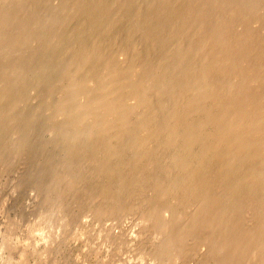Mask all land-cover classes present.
<instances>
[{"label": "bare ground", "instance_id": "bare-ground-1", "mask_svg": "<svg viewBox=\"0 0 264 264\" xmlns=\"http://www.w3.org/2000/svg\"><path fill=\"white\" fill-rule=\"evenodd\" d=\"M49 1H27L32 4L27 14L0 4V151L9 137L15 143L8 142L9 147L15 145L16 152L23 147L28 155L25 145L32 131L43 126L58 151L59 145L68 150L67 157L62 153L64 162L57 163L71 168L84 158L94 166V175L101 174L96 182L92 179L99 193L91 187L94 192L88 191L99 197L101 193L107 204L100 197L102 205L96 207L90 195L95 216L133 209L140 229L134 228L141 231L124 228L121 238L129 244L137 238L140 242L142 231L147 232L140 243L148 242L145 252L158 264H264V0H57L60 17L50 7L54 0ZM50 9L53 17L46 14ZM50 18L60 24L56 33L47 26ZM31 41L43 49L26 50ZM29 71L34 74L30 81ZM32 99L38 103L27 108ZM66 167L65 172L57 169L67 180L75 170L68 173L72 169ZM87 174L68 179L71 184L62 181V193L74 188L77 179L84 184ZM83 184L79 186L87 193ZM110 231L109 242L120 245L119 231ZM46 235L33 240L31 251L54 246L56 239ZM34 260L25 264H43Z\"/></svg>", "mask_w": 264, "mask_h": 264}, {"label": "rangeland", "instance_id": "rangeland-1", "mask_svg": "<svg viewBox=\"0 0 264 264\" xmlns=\"http://www.w3.org/2000/svg\"><path fill=\"white\" fill-rule=\"evenodd\" d=\"M3 1H5V2H3ZM12 1H14V3L12 2ZM23 1V2H22ZM27 1H29V0H27ZM26 0H2V1H0V4H3V5H1V7L3 6L6 10H12V11H14V10H16V9H18V10H23V9H25V10H23V12L25 11V14H27V13H32V4L31 3H29V2H27ZM53 1V0H52ZM52 1H49V3L50 2H52ZM56 1L57 0H54L53 2L55 3H50V7H51V4H52V7H51V9H53V13H54V15H55V17H60L61 16V14H62V11H61V13H60V11H58V10H61V9H58V7L56 6ZM11 4H13V5H11ZM28 3V4H30V6H31V9L27 6V9H26V5L25 4H23V3ZM5 3V4H4ZM6 3H9L10 4V9L9 8H7V5L9 6V4H7L6 5ZM58 4V3H57ZM5 5H6V7H5ZM12 6V7H11ZM24 6H25V8H24ZM58 6H59V4H58ZM57 8V12L55 11V9ZM12 8V9H11ZM29 8V9H28ZM14 9V10H13ZM50 9V11H49V13H46V14H50V16L51 17H53L54 15H53V13H52V10ZM29 10V11H28ZM264 10V3H262L261 4V11H263ZM60 13V16L58 15V14ZM45 15V14H44ZM57 15V16H56ZM26 16V15H25ZM43 18H45V16L43 17ZM57 20L56 19H53V23H52V18H50V23L49 24H47V26H49V28L51 29V30H53V33L55 32H57L58 31V28H59V26H60V24L59 25H57ZM51 24H52V26L53 25H55L54 27H52L51 26ZM43 26V25H42ZM38 28V26L36 27V29ZM40 28V27H39ZM41 29V28H40ZM42 29H44V28H42ZM55 29V30H54ZM57 30V31H56ZM236 31H238V30H236ZM259 31V30H258ZM262 33V32H261ZM30 42V41H29ZM34 41H31V43H32V46H28L29 47V49L26 47V50H28V51H33L32 49L34 48V50L36 51H38L39 50V47H41L40 48V50L41 49H43V46L41 45V44H39L40 42H36L35 41V43H33ZM29 45H31V44H29ZM33 45H36L37 46V48L35 47V46H33ZM39 46V47H38ZM33 47V48H32ZM30 48H32V49H30ZM24 52H26V55L28 56V52L27 51H24ZM40 52V51H39ZM39 52H37V53H39ZM29 53H32V52H29ZM43 54V53H42ZM39 55H41V54H39ZM36 56V55H35ZM1 60H4V59H0V63H1ZM31 73V74H30ZM28 75L30 76V77H28ZM34 76V74H32V72H27V75H26V79L28 80V78L30 79L32 76ZM31 80H32V78H31ZM28 81H30V80H28ZM28 90H29V88H28ZM27 92V91H26ZM30 91H28V93H27V95H31L32 94V91H31V93H29ZM32 100H33V102H32ZM32 100H30V102H28L27 101V103L29 104H31L33 107H31L32 109L36 106V104L38 103V101H36V100H38V99H36V100H34V99H32ZM34 103H35V105H34ZM28 105L27 106V108H29V106H31V105ZM43 112V111H42ZM42 112H40L42 115H44L45 114V111L42 113ZM38 126V125H37ZM40 126V125H39ZM39 126H38V128H39ZM43 126H41L39 129L37 128V131L35 132V134L36 135H34V133H33V131H35L36 130V128H35V130H33L32 131V136H33V138H32V136L30 135V137L29 138H31V139H29L28 141L29 142H27V144L25 145L26 146V148H27V145L29 146V148H30V146H31V148L29 149V148H27L26 149V153L28 154V152H29V156L28 155H26L25 154V151H23L24 150V148L23 147H21L23 150L21 151V150H19L18 152H16V148H15V145H12V147H14V149L12 148V147H9V145L11 146V143L13 144L14 142V140L12 141V140H8V138H6V141H8V142H11V143H8L7 142V144H8V146H6V148H4V149H2V150H4L5 152H6V149H7V154L10 156V158H8L9 156L8 155H4V153H3V155L2 154H0L1 155V158H0V160L1 161H3L2 160V158H5V156L8 158H6V162H8V163H6L5 161L4 162H0V242H2V244L0 243V264H2L3 262H5V259L7 260H9V261H13V258H17L18 259V261L19 262H17V259H16V262L15 261H13V263H12V261L9 263V261H7V263H4V264H25L26 263V261H27V263H31V262H33V260L35 261V262H39L41 259V261H43V264H51L50 262H53V264H57V262L56 261H58V264H96L97 262V264H134V261H135V264H147L148 262V264H152L154 261L156 262V260L154 259V258H152V257H150V253H147V252H145L146 250H148V249H150L149 247H148V245H146L147 243L146 242H143L142 244L140 243L141 241H144V237H145V234L147 235L148 233L147 232H144V231H142V234H141V236H142V239H141V241L139 242L138 241V238L136 239V241H134L135 243H131V244H135V247H134V245L133 246H131V244H129V241H124L123 242V239H125V238H123V237H125L124 235L126 234V233H123L125 230H124V228L126 229V232H127V230L128 229H130V231H131V226H133V228L135 227V228H139V225H138V218L137 217H135V214H134V211H133V213H131L132 212V210L130 211V212H127L128 210L126 209L125 210V213L126 214H128V215H125V213H124V211H120V213H121V215L120 214H118L119 212H114L115 213V215L117 216V214L119 215V216H117V217H115V215L113 216L112 215V213L109 215V213H108V215H106V217H102L101 215H99L98 217H96L95 215L97 214V212L95 211V207L93 206L94 205V203H93V200L95 199V202H96V204H95V206L97 207V205H102V203H101V201L103 202V200L105 201V199L103 198V195L100 193V197H102L103 198V200L99 197V195L97 196L96 194L97 193H99V191H97L98 189L97 188H95V189H97L96 191H95V189H94V187H96V186H93L94 185V182L92 183V181L94 180L95 182H96V178L98 177V178H101V174L99 175V173L97 174L96 173V175H94L95 173L93 172V170H94V166H93V168H92V166L90 165V162L88 161V163H89V165H88V163H87V161L86 160H84V158H83V160L81 159V161L79 162V159H77L76 161L77 162H79L80 164V167L82 168V167H84L83 169H85L86 168V170H82L80 167H79V165H78V163L75 161L73 164H74V166H73V164H71V168L70 167H66V170L68 169V168H70V169H68V170H71V171H69L68 173H71L72 171H73V168H74V170H75V173H74V171L72 172V174H74V175H71V176H73V177H71L70 175V178H69V176H66L67 177V180L68 179H72V178H75L74 176H77L78 175V178H80V176L82 175V179H84V177L86 176V174L87 173H89L88 171H87V168H90L91 169V176L89 175V174H87V177H86V179H88V180H84V184L88 181H90V183H92V184H88V185H92V186H88V185H84L83 183H82V181L83 180H80V179H77V185L80 183V184H83V188L84 187H86V188H89V187H91V188H93V190L96 192V194L95 193H92V194H89V193H91V191L92 192H94L92 189H88L87 190V193H88V191H89V193H88V195H87V193H86V191H85V193H84V191L83 190H86L85 188L84 189H82V186H79L78 185V187H77V185H75V190H73L74 188H73V186H72V188H70L71 187V185H69V188L70 189H68V191H66V193L65 194H63L62 192L63 191H65L64 189H66V187H65V182L66 183H70L71 184V181L70 180H66V178L64 177V175H63V178H62V173H60V172H62L63 171V168H65L64 166H62V165H64V163L62 164V165H60L61 164V162H64V159H65V157H67V155L66 154H68V152L67 153H65V151H68L67 149H66V147H64V145H59L60 146V149H59V151H58V144L57 145H55V144H53V143H51V142H49V139H50V135L47 137V135H48V133L46 132V130H43L44 128H42ZM42 128V130L43 131H45V132H42V130H40ZM39 131V132H38ZM42 132V133H41ZM38 133V134H37ZM40 133V134H39ZM41 136V137H40ZM45 137H47L48 138V141H46L47 142V144L46 143H44L43 142V139H45L46 140V138ZM30 140H31V142H30ZM33 140V141H32ZM39 140V141H38ZM40 140H41V142H40ZM39 143V144H37V143ZM43 142V143H42ZM48 142L49 143H51V146L53 145L54 147H52L53 148V150H52V148H51V146H48V145H50V144H48ZM30 143H31V145H30ZM36 143V144H35ZM15 144V143H14ZM43 144V145H42ZM46 144V145H45ZM34 145H36V146H34ZM42 146V150H44V152L46 153H44L43 151H41V146ZM44 145L47 147L46 148V150H45V148L43 149V147H44ZM57 146V147H56ZM7 147H9V148H12V149H9V148H7ZM38 147V148H37ZM61 147H62V149H63V147L65 148L64 150H61ZM20 148V149H21ZM32 148H33V150H32ZM48 148H49V150H48ZM39 149V150H38ZM51 149V150H50ZM56 149V150H55ZM1 150V151H2ZM8 150H9V152L12 150V152H11V154L10 153H8ZM29 150V151H28ZM37 150H38V152H37ZM0 151V152H1ZM21 151V152H20ZM28 151V152H27ZM35 151V152H34ZM51 151V152H50ZM56 151V152H55ZM62 151H64V152H62ZM3 152V151H2ZM1 152V153H2ZM14 152V153H13ZM24 152V153H23ZM50 152V153H49ZM54 152V153H53ZM58 152H59V154H58ZM38 153V154H37ZM61 153V154H60ZM62 153H65V157H62L63 155H62ZM6 154V153H5ZM14 154V155H13ZM31 154V155H30ZM41 154V155H40ZM43 154H45L46 156H42ZM50 154V155H49ZM54 154V155H53ZM23 155V156H22ZM26 155V156H25ZM59 155L62 157H59ZM16 156V157H15ZM27 156H28V159H26L25 160V158H27ZM13 157H14V159H13ZM17 157H18V160H17ZM58 157L61 159H58ZM64 158V159H63ZM52 159V160H51ZM10 160V161H9ZM12 160V161H11ZM36 160V161H35ZM50 160V161H49ZM61 161L60 162V164L59 163H57V161ZM15 161V162H14ZM16 161H18V163L16 162ZM19 161H20V164H19ZM31 161V162H30ZM46 161V162H45ZM58 161V162H59ZM82 161H86V162H83V164L85 163V164H87V167L85 166V164L83 165L82 164V166H81V163H82ZM38 162V163H37ZM47 162H49V163H47ZM6 163V164H5ZM13 163V164H12ZM59 165H57V164ZM75 163H76V165H75ZM5 164V165H4ZM43 164V165H42ZM55 164V165H54ZM2 165H3V168H2ZM10 165V166H9ZM35 165V166H34ZM48 165H50V166H48ZM9 166V167H8ZM54 166V167H53ZM58 166V167H57ZM21 167V168H20ZM26 167V168H25ZM76 167V168H75ZM19 168V169H18ZM23 168V169H22ZM28 168V169H27ZM43 168V169H42ZM53 168L55 169V170H53ZM57 168H59V170H60V172L58 171V169ZM61 168V169H60ZM81 169V171L82 172H87V173H81L80 172V169ZM14 169V170H13ZM16 169V170H15ZM57 169V170H56ZM79 169V170H78ZM90 169H88V170H90ZM13 170V171H12ZM62 170V171H61ZM65 170V169H64ZM67 170V171H68ZM79 171V172H77V171ZM59 172L58 174H59V176L57 175V174H53L54 172L55 173H57V172ZM95 171V170H94ZM8 172H11V173H8ZM28 172V173H27ZM37 172V173H36ZM44 172V173H43ZM51 172H53V173H51ZM63 172H65V171H63ZM92 172H93V174H92ZM6 173V174H5ZM19 173V174H18ZM21 173V174H20ZM33 175H32V174ZM41 173H43V174H41ZM77 173V174H76ZM78 173H80L81 175H79ZM12 174V175H11ZM16 174V175H15ZM23 174H24V176H23ZM76 174V175H75ZM15 175V176H14ZM27 175V176H26ZM53 175V176H52ZM55 175V176H54ZM61 175V176H60ZM84 175V176H83ZM93 175H94V178H93ZM100 177H99V176ZM14 176V177H13ZM19 176H20V178H19ZM57 176V177H56ZM13 177V178H12ZM17 177V178H16ZM31 177V178H30ZM53 177V178H52ZM57 178V180H56V178ZM24 178V179H23ZM62 178V179H61ZM76 179V178H75ZM93 179V180H92ZM16 180V181H15ZM46 180V181H45ZM53 180H56L55 182H57V184H58V182H59V188L58 187H56V186H58V185H56V183L55 182H53ZM59 180V181H58ZM64 180H66V181H64ZM78 180H80V181H78ZM104 179L102 178V180L101 179H97V181H103ZM31 181V182H30ZM52 181V182H51ZM62 181H64V184H62L63 182ZM12 183V184H10V183ZM39 182V183H38ZM45 182H47V183H45ZM50 182V183H49ZM79 182V183H78ZM54 183V184H53ZM8 184V185H7ZM17 184H19V185H17ZM46 184H48V185H46ZM53 185V186H52ZM54 185H56V186H54ZM62 185V186H61ZM39 186V187H38ZM46 186V187H45ZM62 187V189H61V187ZM8 187V188H7ZM14 187V188H13ZM38 187V188H37ZM44 187V188H43ZM54 187H56L55 189H56V192H55V189H54ZM10 188V189H9ZM25 188V189H24ZM51 188V189H50ZM60 190V192L63 194V196L62 197H60L61 196V193H60V195H59V190ZM77 188H80V190H81V192H80V190H77ZM8 189V190H7ZM13 189V190H12ZM16 189V190H15ZM49 189V190H48ZM74 191V192H76V194L72 191V190ZM12 190V191H11ZM53 190H54V192H53ZM63 190V191H62ZM91 190V191H90ZM6 191V192H5ZM9 191H10V193H9ZM27 191V192H26ZM51 191V192H50ZM80 193H79V192ZM39 192V193H38ZM71 192H73V194H71ZM78 192V193H77ZM21 193V194H20ZM34 193H35V195H34ZM50 193V194H49ZM70 193V194H69ZM8 194V195H7ZM12 194V195H11ZM18 194V195H17ZM37 194V195H36ZM46 194V195H45ZM69 194V195H68ZM82 194V195H81ZM85 194V195H84ZM10 195V196H9ZM29 195V196H28ZM44 195V196H43ZM57 195H58V198L60 199V200H63V202L62 203H60V201H58V203H57V200H59L58 198H57ZM72 195V196H71ZM75 195H76V197L78 198H76L75 197ZM92 197H94V199L93 198H90L91 196ZM94 195V196H93ZM14 196V197H13ZM47 196V197H46ZM56 196V197H55ZM68 196V197H67ZM71 196V197H70ZM81 196V197H80ZM90 196V197H89ZM10 197V198H9ZM52 197V198H51ZM63 197H65L64 199H63ZM70 197V199H68ZM72 197H74V199H71ZM95 197H99L98 199L97 198H95ZM4 198H7V199H4ZM45 198V199H44ZM55 198H57V199H55ZM87 198V199H86ZM22 199H23V201H22ZM42 199V200H41ZM55 199V200H54ZM76 199V200H75ZM82 201H81V200ZM86 199V200H85ZM44 200V201H43ZM49 200V201H48ZM66 202H65V201ZM92 200V201H91ZM99 202H98V201ZM101 200V201H100ZM129 200H131V199H129ZM55 201H56V205H55V208H54V203H55ZM68 201H69V203H72V204H70V206H69V203H68ZM71 201V202H70ZM74 201V202H73ZM76 201V202H75ZM81 203H80V202ZM91 201V202H90ZM65 202V203H64ZM88 202H89V204H88ZM4 203V204H3ZM35 203V204H34ZM49 203H53V205L52 204H49ZM79 205H78V204ZM87 203V204H86ZM92 203V204H91ZM105 203H106V201L105 202H103V204L105 205ZM47 204V205H46ZM62 204V206H60ZM69 208V209H67L66 208V206ZM68 204V205H67ZM75 204V205H74ZM35 205V206H34ZM40 205V206H39ZM74 205V206H73ZM107 205V204H106ZM105 205V206H106ZM49 206V207H48ZM61 208H60V207ZM64 206V207H63ZM73 206V207H72ZM88 206H89V208H88ZM47 207V208H46ZM59 207V208H58ZM87 207V208H86ZM92 207H93V209H92ZM63 208V209H62ZM91 208V209H90ZM33 209V210H32ZM45 209V210H44ZM49 209V210H48ZM55 209V210H54ZM58 209H61V211L60 210H58ZM70 209H71V212H70ZM86 209V210H85ZM90 209V210H89ZM7 210V211H6ZM13 210V211H12ZM37 210V211H36ZM66 210V211H65ZM88 210H89V212H88ZM45 211V212H44ZM46 211H47V213H46ZM49 211H52V212H49ZM57 211L58 212V214H57V212L55 213V212ZM62 211H63V213H62ZM69 213H68V212ZM84 211V212H83ZM45 213V214H42V213ZM66 212V213H65ZM96 212V214H94ZM31 213V214H30ZM49 213H50V215H49ZM55 213V214H54ZM61 213V214H60ZM71 213V214H70ZM91 213V214H90ZM93 213V214H92ZM133 214L134 216H132L131 214ZM18 214V215H17ZM23 214H24V216H23ZM33 214V215H32ZM37 214V215H36ZM42 214V215H41ZM54 214V215H53ZM65 214V215H64ZM67 214V215H66ZM129 214L131 215L130 217H129ZM35 215H36V217H35ZM43 215L45 216V218H43ZM47 215V216H46ZM61 215H63V217L61 216ZM73 215V216H72ZM92 215V216H91ZM123 215V216H122ZM125 215V216H124ZM21 216H22V218H21ZM40 216V217H39ZM59 216H60V218H62V219H60L59 218ZM127 216H128V218H127ZM136 216H137V214H136ZM53 217V218H52ZM54 217H55V219L56 220H53L54 219ZM66 217H67V219H66ZM80 217V218H79ZM94 217V218H93ZM100 217V218H99ZM135 218V219H133V218ZM8 218V219H7ZM37 218V219H36ZM52 218V219H51ZM59 218V219H58ZM63 218H65V220L63 219ZM75 218H76V220H75ZM105 218H106V220H105ZM110 218H112V219H110ZM132 218V219H131ZM43 219H44V222H43ZM51 221H50V220ZM91 219V220H90ZM103 219V220H102ZM119 219H122V220H119ZM126 219V220H125ZM128 219V220H127ZM7 220V221H6ZM14 220V221H13ZM57 220H62V221H60L59 223L60 224H58V222H56ZM68 220H70L69 222H68ZM100 220V221H99ZM125 220V221H124ZM132 220V221H131ZM5 223H4V222ZM20 221V222H19ZM32 221V222H31ZM46 221H48V222H46ZM53 221H55V223H53ZM64 221V222H63ZM88 221V222H87ZM93 221V222H92ZM102 221V222H101ZM117 221H119V222H117ZM130 221V222H129ZM137 221V222H136ZM17 222V223H16ZM37 222H39V223H37ZM66 223V224H62V226H61V223ZM80 222V223H79ZM90 222V223H89ZM95 222V223H94ZM109 222V223H108ZM116 222V223H115ZM13 223V224H12ZM45 223V224H44ZM99 225H98V224ZM126 223V224H125ZM16 224V225H15ZM38 224V225H37ZM40 224V225H39ZM50 224V225H49ZM54 224H58L59 226L57 227L56 225V227L55 226H53ZM121 224V225H120ZM133 224H135V225H133ZM12 225V226H11ZM44 225L46 226V227H44ZM80 225V226H79ZM91 225V226H90ZM104 225V226H103ZM106 225V226H105ZM108 225H110V226H108ZM117 225V226H116ZM124 225V226H123ZM126 225V226H125ZM34 226H36V227H34ZM48 226V227H47ZM49 226H50V228L52 227V229H50L49 228ZM61 226V227H60ZM65 226V227H64ZM99 226V227H98ZM123 226V227H122ZM10 227V228H9ZM11 227H13L12 229H11ZM17 227V228H16ZM60 227V228H59ZM82 227V228H81ZM94 227V228H93ZM5 228H6V230H5ZM32 228V229H31ZM34 228V229H33ZM39 228L41 229L42 228V230H43V233H41V230H39ZM128 228V229H127ZM132 228V231L133 230H135V228L133 229ZM8 229V230H7ZM49 231H48V230ZM56 229H58L57 231L60 233V234H58V232L57 231H55ZM60 229H62V231L60 230ZM100 229V230H99ZM105 229V230H104ZM106 229H107V231H106ZM110 229L111 230H113V231H115V232H118V234L120 235V232H122L121 233V235H123V239L121 238V235H120V238H121V240H120V238H118L119 240H117V241H121V244H122V248L120 247V245H118V246H115V245H113V243H111L112 242V234L110 235V238H107L108 236H109V233H108V230L110 231ZM140 229V228H139ZM138 229V231H141V230H139ZM12 230V231H11ZM25 230V231H24ZM34 230H36V231H34ZM52 230V231H51ZM60 230V231H59ZM80 230V231H79ZM6 231V232H5ZM8 231V232H7ZM13 231H14V233H13ZM46 231V232H45ZM50 231H51V233H54V234H56L57 236L55 237V235H51V233H50ZM89 231V232H88ZM104 231H106V232H104ZM113 231H110V232H113ZM131 231V232H132ZM136 232H138L137 231V229L135 230ZM31 232V233H30ZM47 232H48V234H47ZM62 232V233H61ZM96 232H98L97 234H95ZM100 232V233H99ZM104 232V233H103ZM144 232V233H143ZM7 235H6V234ZM13 235H12V234ZM28 233V234H27ZM35 233H37V234H35ZM66 233L68 234V235H66ZM84 233V234H83ZM141 233V232H140ZM9 234V235H8ZM30 234H32V235H30ZM44 234V235H43ZM47 234V235H46ZM63 234H65V235H63ZM92 234V235H91ZM144 234V235H143ZM3 235V236H2ZM15 235L17 236V237H15ZM38 235H39V237H45V235L47 236V237H49V238H51V239H53V238H55L56 240H54L56 243H54V246H52V247H50V249L48 248H46L47 249V251H48V253H47V251L45 250V249H43L42 250V247H40L39 249H37V250H33V251H31V248H33V246H32V244H34L33 242V240H36L37 238H39L38 237ZM40 235H42V236H40ZM99 235V236H98ZM7 236V237H6ZM9 236V237H8ZM25 236V237H24ZM51 236V237H50ZM70 236V237H69ZM98 236V237H97ZM103 236H105V239L103 238ZM144 236V237H143ZM30 237V238H29ZM53 237V238H52ZM119 237V236H118ZM23 238V239H22ZM71 238V239H70ZM106 238H107V240H106ZM28 239V240H27ZM85 239V240H84ZM104 239V240H103ZM111 239V240H110ZM146 239V238H145ZM11 240V241H10ZM22 240V241H21ZM25 240V241H24ZM109 240L111 241V242H109ZM140 240V239H139ZM147 240H148V238H147ZM32 241V242H31ZM4 242V243H3ZM5 242H6V244H5ZM7 242H8V244H7ZM12 242V243H11ZM22 244H21V243ZM27 242H29L28 244H27ZM108 242V243H107ZM136 242H137V244L139 245V247H136L137 246V244H136ZM58 243V244H57ZM60 243V244H59ZM97 243H98V245H97ZM130 245H128V244ZM146 243V244H145ZM3 244H5V246H3ZM11 244H15V245H18V247H19V249H18V247L17 246H15V245H13L14 247H12L11 246ZM107 246H105V245ZM109 244V245H108ZM110 244L112 245V246H110ZM11 246V247H9V246ZM21 245H23L22 246V248H21ZM57 245V246H56ZM104 245V246H103ZM126 247H125V246ZM128 245V246H127ZM143 245V247H141ZM144 245H146V247L144 248ZM2 246V247H1ZM6 246H8L9 248H11L12 250H10L9 248H8V250H5L7 247ZM24 246H28V247H25L24 248ZM97 246V247H96ZM110 248H109V247ZM114 246V247H113ZM125 247V249H124V247ZM16 247H17V253H15V249H16ZM85 247V248H84ZM95 249H94V248ZM114 249H113V248ZM117 247V248H116ZM119 247V248H118ZM130 247V248H129ZM132 247V248H131ZM141 247V248H140ZM3 248V249H2ZM52 248V249H51ZM54 248V249H53ZM87 248V249H86ZM101 248V249H100ZM115 248H116V251L118 252V254H117V252L115 251ZM138 248V249H137ZM20 249H22V251L23 252H20L21 250ZM26 251V250H28V251H24V250ZM42 251H41V250ZM90 249V250H89ZM99 249V250H98ZM110 249H112V250H110ZM120 249H122V250H120ZM30 250V251H29ZM39 250V251H38ZM45 250V251H44ZM51 250V251H50ZM53 250V251H52ZM57 250V251H56ZM97 250V251H96ZM126 250V251H125ZM134 252H133V251ZM141 250H143L142 251V253H141ZM3 251V252H2ZM6 251L8 252V254L9 255H11V254H13V255H11V256H9V255H7V257L8 258H5V254L4 253H6ZM11 251V252H10ZM35 251H37V252H35ZM106 251V252H105ZM107 251H109V252H107ZM18 252H20V254H22L23 255V257L19 254V255H17L18 254ZM32 252H35L36 253V255H35V253H32V255H31V253ZM43 252V255L42 254H40V253H42ZM51 254H50V253ZM78 252V253H77ZM139 254H138V253ZM2 253V254H1ZM44 253H45V255H44ZM59 253V254H58ZM122 253V254H121ZM135 253V254H134ZM137 253V254H136ZM145 253H147V254H145ZM5 256H4V255ZM46 254H47V256H46ZM77 254V255H76ZM94 256H93V255ZM108 254H110V255H108ZM112 254V255H111ZM149 254V255H148ZM30 255H31V258H30ZM40 255H42L41 257H40ZM48 255H52V258L50 259V258H47V257H50V256H48ZM53 255H54V257H56V261L54 260V257H53ZM63 255H64V257H63ZM68 255V256H67ZM86 257H85V256ZM97 255V256H96ZM100 255V256H99ZM135 255V256H134ZM13 256V257H12ZM27 256V257H26ZM29 256V257H28ZM35 256V257H34ZM38 256V257H37ZM44 256H45V258H44ZM83 258H82V257ZM93 256V257H92ZM115 258H114V257ZM131 256V257H130ZM4 257V258H3ZM21 257H22V259H24L23 261H22V259H21ZM26 257V258H25ZM96 257V258H95ZM97 257H99L100 258V260H99V258H97ZM113 258V260H112V258ZM142 259H141V258ZM148 257V258H147ZM4 260H3V259ZM10 258V259H9ZM29 259V260H26V259ZM34 258V259H33ZM47 258V259H46ZM75 258V259H74ZM145 258V259H144ZM151 258L154 260V261H152L151 262ZM14 259V260H15ZM38 259V261H36ZM40 259V260H39ZM50 261H49V260ZM58 259V260H57ZM73 259V260H72ZM147 259H148V261H147ZM48 260V261H47ZM51 260H53V261H51ZM119 260V261H118ZM145 260V261H144ZM29 261V262H28ZM45 261V262H44ZM64 261V262H63ZM86 261V262H85ZM102 261V262H101ZM125 261V262H124ZM147 261V262H146ZM47 262V263H46ZM151 262V263H150ZM153 263V264H158V262H156V263ZM37 264V263H36ZM38 264H42L41 262L40 263H38Z\"/></svg>", "mask_w": 264, "mask_h": 264}]
</instances>
